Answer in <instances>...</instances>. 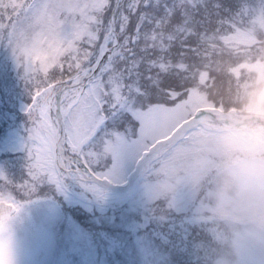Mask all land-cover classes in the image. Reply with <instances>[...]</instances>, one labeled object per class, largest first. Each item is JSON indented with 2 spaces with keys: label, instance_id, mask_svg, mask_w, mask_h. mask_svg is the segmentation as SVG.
<instances>
[{
  "label": "snow or ice",
  "instance_id": "6c2138e0",
  "mask_svg": "<svg viewBox=\"0 0 264 264\" xmlns=\"http://www.w3.org/2000/svg\"><path fill=\"white\" fill-rule=\"evenodd\" d=\"M47 22L68 47L38 71L14 45ZM241 34L254 41L243 55H264V0L235 8L227 0H0V45L31 97L24 177L16 183L0 171V194L31 196L46 184L64 191L73 180L103 199L131 159L148 199L175 208L181 189L194 193L203 165L210 112L196 97L210 95L208 80L226 57L241 55L231 46Z\"/></svg>",
  "mask_w": 264,
  "mask_h": 264
},
{
  "label": "clouds",
  "instance_id": "9594fccd",
  "mask_svg": "<svg viewBox=\"0 0 264 264\" xmlns=\"http://www.w3.org/2000/svg\"><path fill=\"white\" fill-rule=\"evenodd\" d=\"M231 46L240 51L247 47L238 40ZM67 47L54 22L35 24L14 45L17 59L38 71L62 59ZM256 61L264 65V55ZM207 89L220 98L214 82ZM231 99L227 107L219 106L223 111L210 112L203 120V165L192 181L199 197L197 216L209 223L217 242L214 264H264V68L257 66ZM9 199L13 197L0 194V264H16L11 225L25 206L13 199L16 207L11 208L3 202Z\"/></svg>",
  "mask_w": 264,
  "mask_h": 264
},
{
  "label": "trees",
  "instance_id": "16d2710c",
  "mask_svg": "<svg viewBox=\"0 0 264 264\" xmlns=\"http://www.w3.org/2000/svg\"><path fill=\"white\" fill-rule=\"evenodd\" d=\"M227 2L235 8L239 5L240 0H227ZM250 2L258 4L259 0H250ZM236 40L246 44L247 47L254 43L245 34L239 35ZM243 50L241 51L243 52ZM56 51L60 50L56 49ZM54 63L45 64L44 70ZM257 66L264 68V65L259 64L252 56L226 57L220 63L217 75L208 80V84L214 82V86L219 87L220 98L217 99L215 96L205 93L196 97L201 99L197 103L204 104L205 102L204 106L211 107L214 111H223L224 108L219 106L227 107V104L232 102L231 98L235 88L246 84ZM209 91L211 93L212 89ZM30 102L29 88L21 78L10 49L0 45V113L4 118L3 124L0 125V162L4 165V172L15 181L24 176V169L21 166V164L23 165L24 152L22 149L14 150V146L8 140L13 138V134L16 135L14 130L20 128V132H25L29 126L27 114L20 104L24 103L26 106ZM235 111L236 109L232 108V112ZM50 193L59 197L55 188L46 190L42 195ZM142 193L144 194L142 195ZM84 194L86 196L84 202L76 198L75 205L65 208L68 209L69 216L63 220V226L59 229L56 238L57 244L50 253V257H45L41 264H87L89 258L94 264H98L103 259L107 261V264H129L128 257L123 258L119 252H113V249L119 244L117 235L123 233L126 236L127 247L129 246L131 249V253L128 254L131 258L137 241L142 242L145 237L148 241L155 240L164 246H168L171 242L175 243L174 246H178V250L183 247L185 258L181 260V263L180 257L176 256L178 264H214L213 257L218 252V245L213 237H208L212 236L210 231H207L208 226L198 218L195 212L198 202L197 195L191 190L181 189L178 193L177 204L184 197L188 202L184 207L176 206L172 209L167 208L164 203H145L146 188L143 176L139 178L136 186L117 202L102 205L100 202L94 201L91 196ZM74 196L78 197L80 194H74ZM37 198H24L20 201H28L27 208L32 212L37 206L35 204ZM142 216L151 218V227L154 228L153 237L145 234L143 229L136 232L130 228L129 225L137 224ZM60 218L61 216L58 220ZM55 220L58 221L57 218ZM101 222L104 227H100ZM120 224L124 226H119ZM57 227L58 224H56ZM98 227H100V231L104 230L102 236L98 233ZM61 234L64 235L63 238L59 237ZM117 237L118 240H116ZM204 237L210 249V257H206L200 248V241ZM75 244L82 248L74 250ZM61 255L63 256L62 261L58 263ZM144 257V253L140 252L139 257L135 255L133 258H136V264H142ZM118 260L119 263H116Z\"/></svg>",
  "mask_w": 264,
  "mask_h": 264
},
{
  "label": "rangeland",
  "instance_id": "374dc122",
  "mask_svg": "<svg viewBox=\"0 0 264 264\" xmlns=\"http://www.w3.org/2000/svg\"><path fill=\"white\" fill-rule=\"evenodd\" d=\"M201 99H197V102H200ZM22 108H25V104H20ZM201 106L205 105L200 104ZM11 142V139L9 140ZM21 143H23V140H21ZM22 149L19 144L17 149L14 148V150ZM24 157V156H23ZM21 166L24 169V161L23 165ZM137 165L131 160L127 159L125 162V165L122 170L123 175V181H126L129 178L130 173L135 169ZM18 168V167H17ZM4 168L2 167L0 163V171L4 172ZM9 179L12 181L18 183L20 182L23 177L17 181H15L12 177L7 175ZM120 184V183H117ZM116 184V185H117ZM81 186V185H80ZM54 188L53 185H42L40 186L37 191L32 194L31 196H23L15 200H21V199H35L41 195V191H46L48 189ZM81 189L85 190L84 187H80ZM72 186L67 183V188L64 191H58L57 194L59 197H56L54 195L49 197H40L38 199L39 202L42 204H39L35 206L34 211L31 212L30 209H27L23 212V210L20 212V214L13 220L11 229H12V235H13V241H14V251L16 256V264H41L45 257L49 258L50 253L52 252L54 246L57 244L56 238L59 232V229L63 226V220H65L69 216V211L67 208L68 206L74 205L73 197H72ZM144 193H142L143 195ZM116 193L109 192L108 189H106V196L103 199H98L103 203V205L108 204V202H113L117 200L119 197ZM81 197L83 198V194H81ZM146 198V199H145ZM144 198L145 203L151 202L148 199V196L146 194V197ZM188 200L184 197L183 200L177 204L178 207H184L187 204ZM61 216L60 220L59 217ZM57 218L58 221L55 220ZM198 219V218H196ZM56 224H58V227L56 228ZM119 226H124L120 224ZM100 227H104L102 222L100 223ZM100 227H98V233L102 236L104 230L100 231ZM136 228V226H134ZM96 229V231H97ZM152 228H149L146 232H151ZM209 231V229L207 230ZM145 232V233H146ZM119 236L116 240H118L119 243L124 242L125 243V249L127 250L126 245V236L125 234H119ZM208 236V235H207ZM59 237L63 238L64 235L61 234ZM212 238L213 236H208ZM144 239L142 242L136 243L135 250H133L132 258L130 259L129 264H136V258H133L135 255L139 257L140 252H143L145 257L143 259L142 264H178L176 262V256L180 257V262L182 259L185 258V250L183 247H180L178 250V246H174L175 243L168 244V246H164L160 243H154V242H148ZM174 246V247H173ZM113 248L112 246L110 247ZM200 248L201 250L206 254V257H210L209 254V246L207 244V240L204 237L200 241ZM169 249V250H168ZM121 254L123 253V249H119ZM26 254V255H25ZM122 255H128V251H125ZM62 255L59 257L58 263L62 261ZM182 263V262H181ZM92 264V263H91ZM101 264H107L106 262H102Z\"/></svg>",
  "mask_w": 264,
  "mask_h": 264
},
{
  "label": "water",
  "instance_id": "95a60500",
  "mask_svg": "<svg viewBox=\"0 0 264 264\" xmlns=\"http://www.w3.org/2000/svg\"><path fill=\"white\" fill-rule=\"evenodd\" d=\"M140 173V168L137 167L135 172L133 173L132 177L129 179V181L124 186H114L115 189H126L129 188L135 181V179L138 177ZM5 203V202H4ZM7 204V203H6ZM9 207L13 208L12 205L7 204Z\"/></svg>",
  "mask_w": 264,
  "mask_h": 264
},
{
  "label": "bare ground",
  "instance_id": "6f19581e",
  "mask_svg": "<svg viewBox=\"0 0 264 264\" xmlns=\"http://www.w3.org/2000/svg\"><path fill=\"white\" fill-rule=\"evenodd\" d=\"M38 199H39V197L35 200V201L37 202V205H38V203H40V202L38 201Z\"/></svg>",
  "mask_w": 264,
  "mask_h": 264
}]
</instances>
